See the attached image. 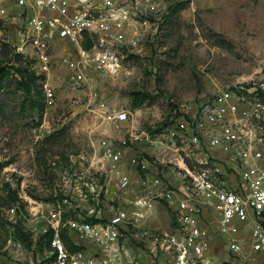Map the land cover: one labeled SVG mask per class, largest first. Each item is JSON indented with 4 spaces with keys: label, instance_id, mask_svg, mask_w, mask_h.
<instances>
[{
    "label": "built area",
    "instance_id": "obj_1",
    "mask_svg": "<svg viewBox=\"0 0 264 264\" xmlns=\"http://www.w3.org/2000/svg\"><path fill=\"white\" fill-rule=\"evenodd\" d=\"M168 5L169 0H0V21L13 31L9 44L44 78L41 88L53 107L48 76L58 66L59 48L75 54L59 63L71 84L85 82L90 69L118 74L125 53H138L144 29ZM100 117L113 124L129 119L124 111ZM129 136L99 142L101 159L90 166L95 176L81 180L73 194L61 191L56 204H34L33 215L46 224L42 235L53 232L48 264H162L163 255L169 264H211L217 240L228 252L227 264H264V79L231 83L181 110L161 130L157 145L173 152L178 169L167 181L157 163L133 147L153 145L151 137ZM156 204L169 208L174 227L138 244L133 229ZM255 253L263 256L250 261Z\"/></svg>",
    "mask_w": 264,
    "mask_h": 264
},
{
    "label": "rangeland",
    "instance_id": "obj_2",
    "mask_svg": "<svg viewBox=\"0 0 264 264\" xmlns=\"http://www.w3.org/2000/svg\"><path fill=\"white\" fill-rule=\"evenodd\" d=\"M186 1L169 0L168 7ZM184 4L175 13L163 11L144 29L138 53H125L118 74L90 69L85 82L71 84L69 71L59 63L75 54L59 48L58 66L48 76L55 89L53 107L47 106L39 80L28 94L19 88L16 70L10 69L0 88L1 264H48V247L39 241L46 224L33 215L34 204L61 191L73 194L75 185L82 187L81 180L95 176L90 166L93 159H101L102 139L119 142L130 133L147 134L153 145L144 141L133 147L156 162L167 181L178 169L173 152L157 145L161 130L181 110L203 103L231 83L264 79V0ZM0 38L15 40L12 29L2 25ZM11 65L0 57V67ZM99 102L106 106L100 108ZM104 111H124L129 119L113 124L100 117ZM16 195L25 207L12 213ZM150 215L133 229L138 244L147 245L149 235L170 234L174 227L169 208L156 204ZM17 224L31 235V245L19 240ZM261 256L255 253L249 260ZM228 258L217 240L211 264H227ZM162 264H169L164 255Z\"/></svg>",
    "mask_w": 264,
    "mask_h": 264
},
{
    "label": "trees",
    "instance_id": "obj_3",
    "mask_svg": "<svg viewBox=\"0 0 264 264\" xmlns=\"http://www.w3.org/2000/svg\"><path fill=\"white\" fill-rule=\"evenodd\" d=\"M189 1V0H188ZM188 1L184 2L187 3ZM182 3L180 5H174L171 6L169 9H171L172 13H175L179 8L183 7L185 4ZM0 25H2V22L0 21ZM85 48H90V45H85ZM0 57L6 59L7 65L12 64L10 67H0V88L2 81L8 78L10 74V69H15L19 77H20V83L19 88L21 90H24L28 94H31L32 88L36 86L37 81L39 80V87H41L40 82L44 79L43 77L37 76L35 72L31 69V63L28 60H25L22 55L16 53L15 49L11 46V44L7 43L4 39L0 38ZM18 66V67H17ZM42 89V88H41ZM43 107L41 109V115H43ZM62 196L58 195H52L46 202L51 204H56L58 201H60ZM14 206L13 208L16 209L17 213L18 211H21L24 209V204L22 200L16 195L14 198ZM12 208V209H13ZM27 212V211H26ZM16 232L19 236V240L23 244H32L31 235L24 232V229L20 225H15ZM63 241L70 247L71 244L69 243V240L67 239V236L63 232L61 234ZM53 238V232L49 231L47 234L40 236V244H46L48 246L49 241ZM72 248V247H70Z\"/></svg>",
    "mask_w": 264,
    "mask_h": 264
}]
</instances>
